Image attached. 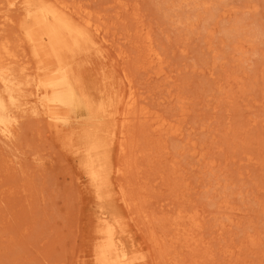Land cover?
I'll use <instances>...</instances> for the list:
<instances>
[{"label": "rangeland", "instance_id": "obj_1", "mask_svg": "<svg viewBox=\"0 0 264 264\" xmlns=\"http://www.w3.org/2000/svg\"><path fill=\"white\" fill-rule=\"evenodd\" d=\"M64 1L88 12L108 39L79 56L86 84L106 86L116 95L126 94L131 84L138 97L126 153L119 154L116 144L111 148V163L123 172L111 174L103 203L122 217L128 246L145 253L147 264H261L264 0H186L188 5L174 7L178 0ZM135 11L163 57L160 72L145 64ZM18 14L12 12L14 23L3 32L12 42ZM241 38L245 54L233 49ZM234 75L242 77L241 85L232 84ZM143 107L180 124L181 137L159 136L145 121ZM18 114L14 147L0 145V264H91L98 202L79 157L41 114ZM228 120L235 132L225 133ZM190 142L205 153L201 161L190 157ZM159 145L166 146L168 160L160 157ZM245 153L258 163L249 164ZM4 154L19 164L9 166ZM210 159L212 168L205 165ZM124 190L128 208L120 200ZM181 215L188 218L175 226ZM192 216H198L199 228Z\"/></svg>", "mask_w": 264, "mask_h": 264}, {"label": "bare ground", "instance_id": "obj_2", "mask_svg": "<svg viewBox=\"0 0 264 264\" xmlns=\"http://www.w3.org/2000/svg\"><path fill=\"white\" fill-rule=\"evenodd\" d=\"M0 3V145L14 147L19 134L18 113L30 110L41 114L50 131L61 135L63 144L79 157V167L98 202L91 264H147L145 253L134 245L128 246L125 236L130 235L122 217L103 204L110 196L111 174L123 172L122 168L112 165L111 148L116 144L119 154L126 153V130L138 103L131 84L126 94L116 95L106 86L86 84L83 78L79 56L98 43L100 46L107 44L104 27L94 22L84 9L73 10L64 0H0ZM180 4L188 5L189 2L178 0L171 6ZM15 10L19 12L15 20L17 39L12 42L3 32L6 26L14 23L11 14ZM133 15L143 43L145 64L157 67L160 72L163 57L154 46L151 33L145 30L139 13L135 11ZM172 21L181 22L178 18ZM242 41L243 38L237 41L233 49L245 54L248 50ZM208 49L214 59L218 58L216 47L209 44ZM208 72L210 76L213 74L211 70ZM170 77L167 74L163 79L168 81ZM241 79L240 75H234L232 84L241 85ZM218 87L224 88L221 84ZM140 110L149 127L159 136L169 134L179 138L183 134L180 124L171 123L160 114L149 113L145 107ZM228 124L229 120L225 122V133L235 132L231 123ZM160 147V157L168 160V152L163 151L166 146ZM188 153L196 161L205 157L195 142L188 143ZM245 154L249 164L258 163L253 156ZM4 156L9 166L19 164V160L10 155ZM175 164L173 167L177 171ZM205 165L212 168L215 163L210 159ZM120 200L126 208L131 205L125 190L120 192ZM186 217L178 216L180 220L175 226H180ZM198 220V216H192L193 227H200ZM195 228L187 229L186 235L191 236ZM250 243L256 244L257 240L251 238ZM233 252L230 250V255ZM260 260L264 264V259Z\"/></svg>", "mask_w": 264, "mask_h": 264}]
</instances>
